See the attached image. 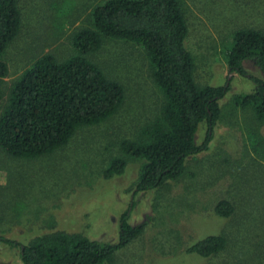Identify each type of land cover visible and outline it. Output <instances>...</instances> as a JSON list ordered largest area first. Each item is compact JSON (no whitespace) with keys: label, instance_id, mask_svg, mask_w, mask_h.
<instances>
[{"label":"rangeland","instance_id":"374dc122","mask_svg":"<svg viewBox=\"0 0 264 264\" xmlns=\"http://www.w3.org/2000/svg\"><path fill=\"white\" fill-rule=\"evenodd\" d=\"M101 1L17 0L20 26L1 56L7 75L1 82L0 111L12 81L33 59L47 53L62 59L73 53V34L91 26L92 9ZM180 2L195 81L222 85L230 80L219 100L223 117L209 149L188 157L184 172L159 189L134 195L138 159H130L122 175L104 177L119 142L131 139L142 116L156 112L161 104L143 51L128 42L105 39L94 61L123 84V107L111 118L79 129L55 152L20 158L0 148V236L27 244L34 237L63 231L114 243L119 216L134 198L128 221L145 222L144 230L105 264H264V146L257 135L264 136V123L253 133L247 130L250 114L235 107L233 100L253 92L255 82L230 73L223 55L235 30L264 31V0ZM245 68L264 81L257 67L245 63ZM205 131L202 122L198 143ZM220 198L233 204L231 216L214 214ZM208 234L223 235L225 249L208 258L185 251ZM0 264H23L18 249L0 241Z\"/></svg>","mask_w":264,"mask_h":264},{"label":"trees","instance_id":"16d2710c","mask_svg":"<svg viewBox=\"0 0 264 264\" xmlns=\"http://www.w3.org/2000/svg\"><path fill=\"white\" fill-rule=\"evenodd\" d=\"M180 1L98 3L91 12V26L73 34L71 55L62 59L51 53L36 57L12 81L0 111V148L11 157H39L68 145L79 129L116 114L124 105L125 88L94 61V55L105 39L117 40L143 51L150 76L161 94V104L156 112L142 116L144 121L131 139L119 142V150L110 156L103 175H122L130 159L140 160L134 195L159 189L178 178L188 157L209 149L223 112L219 100L230 87V80L222 85H199L195 81L194 57L185 46L189 29ZM19 26L17 0H0V99L1 82L7 75L1 56ZM223 55L230 73L255 82L253 92L236 95L233 100L235 107L241 106L243 113L250 114L252 123L246 128L253 133L264 123V81L249 74L245 63L264 73V31L235 30ZM202 122L206 124L205 138L198 143L196 135ZM257 135L263 147L264 136ZM134 204L133 198L120 214L118 240L114 243L63 231L34 237L27 244L4 236L0 241L18 249L23 264L109 263L117 250L144 230L145 222L132 225L128 221ZM234 211L233 204L225 198H220L213 209L220 217H229ZM225 246L223 235L208 234L185 251L208 258Z\"/></svg>","mask_w":264,"mask_h":264}]
</instances>
